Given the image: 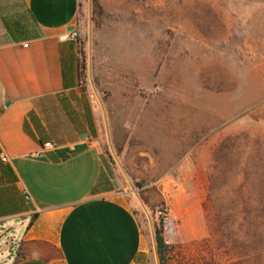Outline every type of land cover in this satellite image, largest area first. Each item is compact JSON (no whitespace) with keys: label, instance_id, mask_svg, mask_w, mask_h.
I'll list each match as a JSON object with an SVG mask.
<instances>
[{"label":"rangeland","instance_id":"1","mask_svg":"<svg viewBox=\"0 0 264 264\" xmlns=\"http://www.w3.org/2000/svg\"><path fill=\"white\" fill-rule=\"evenodd\" d=\"M72 33L78 113L149 239L140 264H159L155 231L162 264H264V0H78Z\"/></svg>","mask_w":264,"mask_h":264},{"label":"crops","instance_id":"2","mask_svg":"<svg viewBox=\"0 0 264 264\" xmlns=\"http://www.w3.org/2000/svg\"><path fill=\"white\" fill-rule=\"evenodd\" d=\"M18 5L30 27L8 30L4 8L11 22ZM77 10L78 0H0V264L153 259L86 140L71 37ZM46 142L54 148L35 156Z\"/></svg>","mask_w":264,"mask_h":264},{"label":"trees","instance_id":"3","mask_svg":"<svg viewBox=\"0 0 264 264\" xmlns=\"http://www.w3.org/2000/svg\"><path fill=\"white\" fill-rule=\"evenodd\" d=\"M4 24L6 25V28L8 30H10L11 29L10 26H12L15 30L18 31V29H17L15 24L6 22L5 20H4ZM76 149H74V150H76ZM154 241H155V244H156V251H157V255H158L159 264H162L163 252H164V249H165L166 246L164 244L163 237L161 236L160 232L155 231ZM140 263H142V260L137 262V264H140Z\"/></svg>","mask_w":264,"mask_h":264},{"label":"built area","instance_id":"4","mask_svg":"<svg viewBox=\"0 0 264 264\" xmlns=\"http://www.w3.org/2000/svg\"><path fill=\"white\" fill-rule=\"evenodd\" d=\"M71 37L73 38V33L71 34ZM54 148V144L53 143H50V142H46V143H43L41 145V150L39 152H36L35 153V156L39 157L42 155V153L46 150H51ZM3 160H5V158H3Z\"/></svg>","mask_w":264,"mask_h":264},{"label":"water","instance_id":"5","mask_svg":"<svg viewBox=\"0 0 264 264\" xmlns=\"http://www.w3.org/2000/svg\"><path fill=\"white\" fill-rule=\"evenodd\" d=\"M72 29H73V27H70V28H69V30H72ZM6 37H8V36L6 35ZM112 184H113V186H114L115 188H117V184H116L115 181H112ZM30 207H32V206L30 205Z\"/></svg>","mask_w":264,"mask_h":264}]
</instances>
